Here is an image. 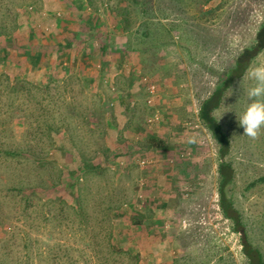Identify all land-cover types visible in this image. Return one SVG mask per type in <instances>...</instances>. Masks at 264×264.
<instances>
[{"label":"rangeland","instance_id":"1","mask_svg":"<svg viewBox=\"0 0 264 264\" xmlns=\"http://www.w3.org/2000/svg\"><path fill=\"white\" fill-rule=\"evenodd\" d=\"M263 25L264 0H0V264H248L199 113ZM260 62L214 115L264 255Z\"/></svg>","mask_w":264,"mask_h":264},{"label":"trees","instance_id":"2","mask_svg":"<svg viewBox=\"0 0 264 264\" xmlns=\"http://www.w3.org/2000/svg\"><path fill=\"white\" fill-rule=\"evenodd\" d=\"M264 51V25L257 34L252 47L245 49L236 59L233 67L224 75L214 93L203 102L199 118L205 128L211 133L219 146L220 164L219 173V206L223 216L233 224V230L240 235L241 246L248 264H264V255L250 240L246 225L241 213L236 209L232 193L234 184V169L226 160L230 152V138L222 125L217 121L214 112L218 110L232 84L242 78L250 68L252 62ZM40 55L37 56V59ZM153 140V139H152ZM154 142V141H153Z\"/></svg>","mask_w":264,"mask_h":264},{"label":"clouds","instance_id":"3","mask_svg":"<svg viewBox=\"0 0 264 264\" xmlns=\"http://www.w3.org/2000/svg\"><path fill=\"white\" fill-rule=\"evenodd\" d=\"M248 77L255 84L247 92L249 103L239 114L238 122L244 135L251 139H258L261 130L264 129V62L252 67Z\"/></svg>","mask_w":264,"mask_h":264},{"label":"built area","instance_id":"4","mask_svg":"<svg viewBox=\"0 0 264 264\" xmlns=\"http://www.w3.org/2000/svg\"><path fill=\"white\" fill-rule=\"evenodd\" d=\"M144 82H145V84L147 85V90H148L149 94L154 95V93H155V91H156V86L153 85V84H151V83H149V82L147 81V79H145ZM151 103H152V100H149V104H151ZM157 120H158V117L155 116L153 119H150L149 122H150V123H153V122H155V121H157ZM143 164H144V163H143Z\"/></svg>","mask_w":264,"mask_h":264}]
</instances>
